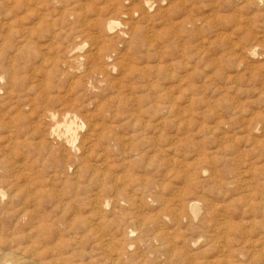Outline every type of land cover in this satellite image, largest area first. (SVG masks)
I'll return each mask as SVG.
<instances>
[{
  "label": "rangeland",
  "instance_id": "374dc122",
  "mask_svg": "<svg viewBox=\"0 0 264 264\" xmlns=\"http://www.w3.org/2000/svg\"><path fill=\"white\" fill-rule=\"evenodd\" d=\"M0 196V264H264V0H0Z\"/></svg>",
  "mask_w": 264,
  "mask_h": 264
},
{
  "label": "bare ground",
  "instance_id": "6f19581e",
  "mask_svg": "<svg viewBox=\"0 0 264 264\" xmlns=\"http://www.w3.org/2000/svg\"><path fill=\"white\" fill-rule=\"evenodd\" d=\"M93 33V32H92ZM75 59V58H74ZM73 60V59H72ZM71 61V60H70ZM47 119H49L50 121L51 120H53V116L51 115V114H48L47 116ZM64 134H66V135H69V134H71L72 133V130H73V128H72V122L71 121H69V120H65V123H64ZM58 133V132H57ZM58 137H60L59 135H58ZM68 149V148H67ZM73 147L71 146L70 147V151H73ZM68 151H69V149H68ZM69 151V152H70ZM1 197V196H0ZM98 207V206H97ZM139 242V241H138ZM196 244V243H195ZM97 246V245H96ZM31 249V248H30ZM16 258V257H15ZM115 258V257H114ZM22 259V258H21ZM28 263V262H27Z\"/></svg>",
  "mask_w": 264,
  "mask_h": 264
}]
</instances>
